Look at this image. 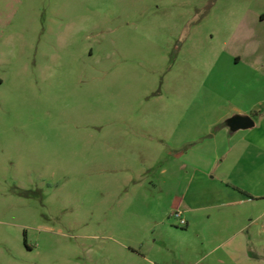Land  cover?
<instances>
[{"label": "rangeland", "instance_id": "rangeland-1", "mask_svg": "<svg viewBox=\"0 0 264 264\" xmlns=\"http://www.w3.org/2000/svg\"><path fill=\"white\" fill-rule=\"evenodd\" d=\"M262 15L264 0H0V264H218L206 222L264 211V166L254 182L196 169L190 140L213 95L231 116L264 98L245 64L264 71Z\"/></svg>", "mask_w": 264, "mask_h": 264}, {"label": "crops", "instance_id": "crops-1", "mask_svg": "<svg viewBox=\"0 0 264 264\" xmlns=\"http://www.w3.org/2000/svg\"><path fill=\"white\" fill-rule=\"evenodd\" d=\"M264 15H262V18ZM231 63L236 66L240 63H244L242 57L228 55ZM251 68L252 71L259 73L264 77V71L258 70L255 62L249 60L245 63ZM264 69V66H263ZM203 97V96H202ZM216 100H220V104L211 105L218 112H216L215 121H210V116L203 114L206 117L205 125L202 127L194 128L192 131V165L199 168H206L210 166V169L215 167L220 169V166L224 164H236L242 166H249L250 172L246 173L245 178L248 181L254 182L256 178L261 177L258 171L264 166V158L260 156V150L264 147V138H259L255 133L256 130H260L264 123V110L256 109L257 106L264 104V98H258L256 103L247 110L234 109L231 116L229 112H223L220 108L223 102L227 101L222 97H216ZM206 98V97H205ZM234 99H229V102H233ZM208 112V111H205ZM200 114V113H199ZM211 114V118H212ZM235 115L251 116L255 125L248 129L233 130L228 125L229 118ZM196 116V115H195ZM231 116V117H230ZM209 117V118H208ZM219 124V128L216 127ZM235 139V143H234ZM233 140V143L228 146L227 141ZM201 166V167H200ZM251 170L255 172H251ZM256 173V174H255ZM250 183L246 185V188H250ZM199 208H189L187 213L190 215L192 210ZM223 216H210L206 222V228H210L209 236H207L206 242L209 244H215L217 249L224 248L222 256L217 260L218 264H262L264 263V252L260 248L262 242L257 241L256 238L261 237L264 234V211L260 212L255 218L245 217V212L240 211L235 215ZM220 217V218H219ZM221 218L223 220L221 221ZM232 218V219H231ZM219 219L220 222H216ZM187 226L192 225L191 215L186 219ZM261 222V224H260ZM264 243V241H263ZM212 252V251H211ZM253 253L256 256H253Z\"/></svg>", "mask_w": 264, "mask_h": 264}, {"label": "water", "instance_id": "water-1", "mask_svg": "<svg viewBox=\"0 0 264 264\" xmlns=\"http://www.w3.org/2000/svg\"><path fill=\"white\" fill-rule=\"evenodd\" d=\"M233 130L248 129L255 125V121L251 116L235 115L227 121Z\"/></svg>", "mask_w": 264, "mask_h": 264}, {"label": "built area", "instance_id": "built-area-1", "mask_svg": "<svg viewBox=\"0 0 264 264\" xmlns=\"http://www.w3.org/2000/svg\"><path fill=\"white\" fill-rule=\"evenodd\" d=\"M175 216L180 218V221H181L182 224H186L187 223V221L185 219L181 218L182 217V213L178 212V213L175 214Z\"/></svg>", "mask_w": 264, "mask_h": 264}]
</instances>
